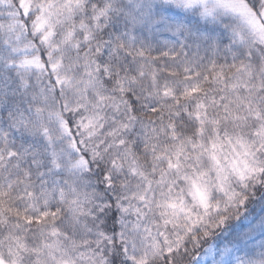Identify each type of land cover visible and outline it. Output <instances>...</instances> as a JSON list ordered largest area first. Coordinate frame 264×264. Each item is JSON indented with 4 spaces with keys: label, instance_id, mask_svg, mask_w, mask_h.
Listing matches in <instances>:
<instances>
[{
    "label": "snow or ice",
    "instance_id": "6c2138e0",
    "mask_svg": "<svg viewBox=\"0 0 264 264\" xmlns=\"http://www.w3.org/2000/svg\"><path fill=\"white\" fill-rule=\"evenodd\" d=\"M0 264H264V0H0Z\"/></svg>",
    "mask_w": 264,
    "mask_h": 264
}]
</instances>
